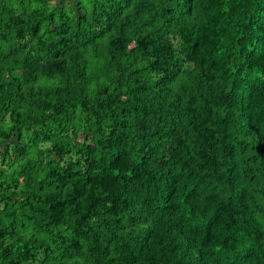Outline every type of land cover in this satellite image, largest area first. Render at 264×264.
Instances as JSON below:
<instances>
[{"label":"trees","instance_id":"obj_1","mask_svg":"<svg viewBox=\"0 0 264 264\" xmlns=\"http://www.w3.org/2000/svg\"><path fill=\"white\" fill-rule=\"evenodd\" d=\"M0 264H264V0H0Z\"/></svg>","mask_w":264,"mask_h":264}]
</instances>
